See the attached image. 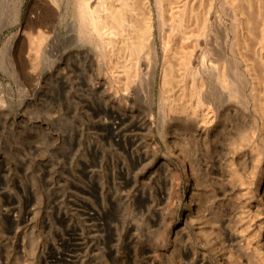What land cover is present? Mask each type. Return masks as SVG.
Returning <instances> with one entry per match:
<instances>
[{
  "label": "rangeland",
  "instance_id": "obj_1",
  "mask_svg": "<svg viewBox=\"0 0 264 264\" xmlns=\"http://www.w3.org/2000/svg\"><path fill=\"white\" fill-rule=\"evenodd\" d=\"M126 1L0 0V264H264V0Z\"/></svg>",
  "mask_w": 264,
  "mask_h": 264
},
{
  "label": "bare ground",
  "instance_id": "obj_2",
  "mask_svg": "<svg viewBox=\"0 0 264 264\" xmlns=\"http://www.w3.org/2000/svg\"><path fill=\"white\" fill-rule=\"evenodd\" d=\"M16 4H17L16 11H17V14H19L21 8L18 5H21V1H17ZM132 4L133 3H131V5ZM78 5H79V13L81 17L80 20L82 21L80 22L83 23V25H85L86 28L88 27L87 29H89L90 27L92 31L95 30L101 35H105V36L106 34L110 35L111 39L113 40H116L115 38H118V37L121 38L122 42L119 41L120 42L119 53L122 52L124 54L126 52H129L130 55L128 54L127 55L130 56L131 59L135 57L136 65L134 66H136V68L137 66H140V63L143 57H146V59L148 58L147 53L150 49V52L153 53L152 56L154 57V60H153V63L151 62L152 65L149 63H147V65L151 66L153 69V73H155L156 66H157L158 49H157L155 40H152V41L150 40L152 29H153V24H152L150 17L147 14L142 15V12H141V15H140V13L138 14L137 11L136 13L133 10V8H129L130 7L129 2L127 3L126 0H116V1L113 0L111 2H108L107 0H80V4ZM60 29H61L60 27L57 28L58 33H60ZM163 42H164V45H163L164 53L167 54L171 50V47H172L171 41L169 38H166ZM117 50H118V47H117ZM143 52H146V53L143 55ZM146 59L144 61L147 62ZM125 60H128V59H125ZM131 62H133V60ZM122 67L125 68L124 66ZM133 70L134 69L131 70L130 67L126 68V71L128 72V78L130 77L132 79L135 78L136 69L134 70L135 73L133 72L134 74L131 73V71ZM165 79H167L166 76H165ZM209 105L207 106L209 107Z\"/></svg>",
  "mask_w": 264,
  "mask_h": 264
}]
</instances>
